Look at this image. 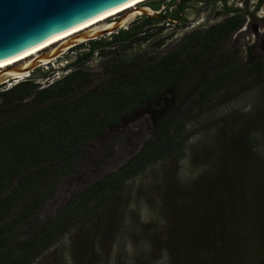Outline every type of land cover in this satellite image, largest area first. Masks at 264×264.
I'll use <instances>...</instances> for the list:
<instances>
[{"label":"trees","instance_id":"trees-1","mask_svg":"<svg viewBox=\"0 0 264 264\" xmlns=\"http://www.w3.org/2000/svg\"><path fill=\"white\" fill-rule=\"evenodd\" d=\"M220 12L223 19L187 31L161 55H147L143 45L164 42V27L151 31L156 18L139 15L109 36L85 41L87 48L51 83L41 80L54 71L38 67L0 85V264H36L73 231L81 248L76 262L83 264L95 253V239L115 230L126 181L162 157L183 156L184 118L193 109L208 107L220 93L264 86V54L247 62L227 47L245 24V9L222 0ZM161 20L174 23L166 15ZM95 52L99 70L89 66ZM169 93L170 104L153 118L138 152L53 216L38 218L59 181L76 171L108 127ZM230 160L214 200L182 206L165 241L169 264H264V164Z\"/></svg>","mask_w":264,"mask_h":264},{"label":"rangeland","instance_id":"rangeland-1","mask_svg":"<svg viewBox=\"0 0 264 264\" xmlns=\"http://www.w3.org/2000/svg\"><path fill=\"white\" fill-rule=\"evenodd\" d=\"M227 1L244 8L248 15L227 47L242 55L243 60L255 61L264 54V0ZM146 2L136 6L146 7ZM201 4L191 0L180 25L159 20L150 30L162 25L165 41L160 45L156 43L158 38L148 44L144 42L147 55H161L187 31L224 18L220 12L221 2L213 0ZM121 17L120 13L108 21ZM84 42L80 48H69L56 61L42 68L61 70L80 50L87 48ZM94 56L89 66L91 70H99V52ZM11 82L14 80L3 83L2 87ZM170 99L171 93L138 112H132L119 124L108 127L87 155L78 161L76 171L59 181L54 194L39 210L38 218L53 216L75 193L118 169L138 152L151 135L153 118L170 104ZM207 104L208 107L205 104L193 109L184 118L186 142L183 156L162 157L126 181L115 230L95 239V253L91 257L86 254L83 264H169L165 241L178 225L182 206H190L192 200L197 199L214 200L215 188L222 181L226 162L232 161L230 158H241L258 166L264 164V86H251L234 96L223 97L220 93ZM110 148L111 154L105 156ZM73 233L59 241L36 264H80L76 257L81 255V248L78 236ZM80 235L84 236V232Z\"/></svg>","mask_w":264,"mask_h":264},{"label":"water","instance_id":"water-1","mask_svg":"<svg viewBox=\"0 0 264 264\" xmlns=\"http://www.w3.org/2000/svg\"><path fill=\"white\" fill-rule=\"evenodd\" d=\"M134 0H0V63L23 55L107 12ZM147 1V0H146ZM153 10V11H152ZM162 8L135 6L109 27L89 28L65 38L36 56L0 69V85L29 75L83 41L124 28L139 15H161ZM151 11V12H150ZM29 73V74H28Z\"/></svg>","mask_w":264,"mask_h":264},{"label":"bare ground","instance_id":"bare-ground-1","mask_svg":"<svg viewBox=\"0 0 264 264\" xmlns=\"http://www.w3.org/2000/svg\"><path fill=\"white\" fill-rule=\"evenodd\" d=\"M146 0H134L128 4H125L117 9H114L110 12H107L69 32H66L56 38H53L51 39L50 41L42 44L41 46L23 54V55H20L18 57H15L11 60H8V61H4V62H1L0 63V69L1 68H5L7 66H10V65H13L15 63H18V62H21V61H26L28 58H31L33 56H36V54H38L39 52H41L42 50L44 49H48V48H51L53 45L59 43L60 41L64 40L65 38L69 37V36H72L74 35L75 33L77 32H80L82 30H86V29H95V28H98V27H109L110 25H108L107 22H105L107 19L111 18L112 16L114 15H117V14H120L121 12L123 11H126L128 9H132L133 7H135L137 4L141 3V2H144Z\"/></svg>","mask_w":264,"mask_h":264},{"label":"flooded vegetation","instance_id":"flooded-vegetation-1","mask_svg":"<svg viewBox=\"0 0 264 264\" xmlns=\"http://www.w3.org/2000/svg\"><path fill=\"white\" fill-rule=\"evenodd\" d=\"M191 0H155L154 2L147 3V5L153 9H160L163 7L162 14L156 18L157 21L161 20L164 15L172 18L174 22H177V25H180L181 22H184V11L188 7ZM194 2L205 3L206 1L213 0H193ZM222 2V0H217ZM228 2V1H227ZM201 4V5H202ZM202 8V6L200 7ZM165 10V11H164Z\"/></svg>","mask_w":264,"mask_h":264},{"label":"built area","instance_id":"built-area-1","mask_svg":"<svg viewBox=\"0 0 264 264\" xmlns=\"http://www.w3.org/2000/svg\"><path fill=\"white\" fill-rule=\"evenodd\" d=\"M63 55V54H62ZM57 60V58L56 59H54V60H52V61H50L49 63H52V62H54V61H56ZM49 63H46V64H44V65H47V64H49ZM44 65L43 66H41V67H44ZM63 71H61V70H58V71H54L50 76H47V77H45L43 80H41V82H42V84L43 85H46V84H48V83H51L53 80H55L56 78H59L60 76H61V73H62ZM66 71H64L63 73H65ZM29 74V73H28ZM30 75V74H29ZM29 75H26V76H24V77H21V78H17V79H14V82H11L10 84H8V85H11L12 83H15V82H17V81H19V80H21V79H23V78H25V77H27V76H29ZM8 87V86H7Z\"/></svg>","mask_w":264,"mask_h":264}]
</instances>
